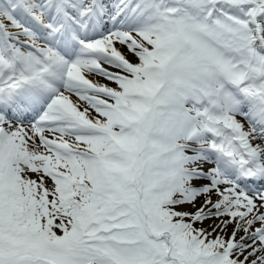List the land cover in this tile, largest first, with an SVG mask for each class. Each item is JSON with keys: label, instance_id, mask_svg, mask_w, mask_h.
I'll list each match as a JSON object with an SVG mask.
<instances>
[{"label": "snow or ice", "instance_id": "6c2138e0", "mask_svg": "<svg viewBox=\"0 0 264 264\" xmlns=\"http://www.w3.org/2000/svg\"><path fill=\"white\" fill-rule=\"evenodd\" d=\"M0 264H264V0H0Z\"/></svg>", "mask_w": 264, "mask_h": 264}]
</instances>
